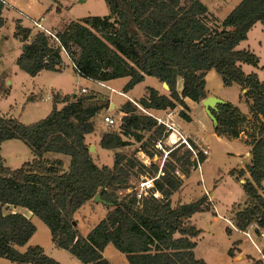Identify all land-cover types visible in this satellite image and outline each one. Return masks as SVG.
<instances>
[{
  "label": "trees",
  "instance_id": "1",
  "mask_svg": "<svg viewBox=\"0 0 264 264\" xmlns=\"http://www.w3.org/2000/svg\"><path fill=\"white\" fill-rule=\"evenodd\" d=\"M104 2L109 9L107 16L70 22L55 33L58 42L40 31L31 36V30L17 22L14 37L25 47L16 65L29 76L43 70L60 73L65 67L64 50L74 72L82 78L99 83L129 78L123 93L145 77H153L168 86L169 94L161 95L148 87L138 102L145 111L174 110L177 105L185 109V98L201 102L207 97L205 75L209 71H214L225 87L235 84L246 89L242 96L249 101L256 136L250 135V161L239 171L240 176L248 174L242 184L245 203L234 211L231 222L241 232L253 226L258 236L264 231V82L255 73L243 72L241 63L257 67L259 61L248 50L236 47L257 22L264 27V0H242L221 22L213 19L199 0ZM4 6L0 0V28L4 25ZM179 79L182 85L178 92ZM52 100L49 114L32 124L0 114V150L3 142L19 140L33 154L31 161L16 169L5 166L0 156V258L14 264H60L46 256L40 246L18 251L17 247H24L36 232L24 215L7 212L10 207H19L42 221L51 242L81 264H109L102 255L108 245L128 264H206L194 256L195 239L201 231L188 220L211 210L208 198L171 205L172 195L182 185L174 174L176 164L180 170L185 166L195 169V164L186 154L172 153L174 163L165 166L166 176L153 190L160 197L151 194L138 201L132 181L145 168L133 155L117 152L130 145L128 138L141 142L142 133L150 132L146 142L153 144L163 127L126 101L120 106V131L103 132L99 139L102 149L114 152L113 164L99 167L89 153L86 136L95 133L94 120L108 110V99L92 93L74 98L56 93ZM58 104L63 106L58 109ZM212 113L217 120L213 127L216 136H240V125L247 119L236 106L226 102ZM47 153L68 156V169L60 160L43 158ZM200 160H204L202 155ZM97 194L106 205L98 204L107 212L83 236L75 214ZM228 256L234 257L233 249ZM251 264H264V245L260 257Z\"/></svg>",
  "mask_w": 264,
  "mask_h": 264
},
{
  "label": "rangeland",
  "instance_id": "2",
  "mask_svg": "<svg viewBox=\"0 0 264 264\" xmlns=\"http://www.w3.org/2000/svg\"><path fill=\"white\" fill-rule=\"evenodd\" d=\"M5 1L7 5L4 6L2 11L4 25L0 28V79L2 82L0 88V114L16 118L23 124H32L42 120L51 111L53 100L43 101L41 98L51 95V89L60 90V94L63 96L73 97L74 94L82 95L80 90L85 88L87 92L83 93L84 95L92 93L102 100L106 98L109 106L113 104L114 107L110 111H102L95 118V133L86 136V143L89 147H94L93 152L90 154L97 166L111 167L114 152L102 149L98 142L103 132L120 131L119 127L122 118L120 106L122 102L126 101L120 95V92H122L121 81L108 84L110 88L115 89L112 92L110 88H107V85L103 87L77 75L69 65L60 73L43 70L36 76H29L16 65V59L23 52L24 45L14 37L17 22L23 27L29 28L32 36L39 31L33 26V21L40 18H42L41 24L43 28L56 33L62 31L70 22H81L87 17L107 16L109 9L104 0ZM236 49L248 50L257 57L259 61L257 67L246 63H241V67L244 73H255L258 75L259 80L264 82V70H261V67L264 66L263 25L257 22L247 34V38L240 42ZM61 55L62 59L67 60L64 54ZM215 75L216 78L208 80L210 92L224 103L230 102L238 107L247 120L241 123V134L238 138L218 137L214 134L213 123L207 114L200 112L198 115L197 112L193 111L194 123L190 125V128L194 131L192 133H194L195 137L198 138L200 146L206 145L209 147V155L201 164L200 172L187 166L182 167L180 170L179 164H176L182 185L172 195L171 205L172 207H177L182 204L195 202L206 196L211 205V210L209 212L196 213L188 220L192 226L201 231L200 235L195 239V258L203 260L206 264H247L246 261L232 262L228 256L233 240L237 237L241 238L243 240V248L251 256L257 257L258 253L254 249L256 248L254 245L256 244L261 249L264 245V239L260 235L257 236L255 230L251 229L248 231L250 235L249 242L244 236L230 230V222L234 211L241 208L245 203L242 184L248 178V174L245 173L240 176L239 171L245 169L249 163L250 135L256 136L255 127H257V124L249 114V101L241 95L239 86L234 84L230 87H225L220 77L217 74ZM8 81L11 83L8 84ZM32 89H34L33 95H35V98L33 101H31L32 98L27 100L26 96L31 94ZM163 89L167 92L166 88ZM244 90L243 94L246 93V89ZM4 91H7V94L3 95ZM138 109L143 112L140 108ZM182 111L183 109L180 110L178 108L175 112L176 117L174 116V121L172 119L175 125V121L182 119L180 116ZM106 115L113 117L117 122L116 127L109 128L104 124L103 118ZM142 134L143 140L141 142L128 138L127 141H129L130 145L122 150H117V152L137 157V153L140 150H150L152 143L146 141L151 133ZM13 142L15 143L14 147L3 144L1 150V155L7 160L6 166L10 169L18 168L20 161H28L32 156L30 149L23 142L19 140ZM142 144H144L143 147ZM15 155L20 157V161L14 162L11 160ZM47 155L49 159L56 157L67 158V156L57 153H47ZM152 172V169H145L140 176L133 179L134 188L138 187L142 176ZM262 187L264 189V182ZM91 211L87 207L76 213L78 229L83 236L104 217L103 214H105L106 209L99 205L98 209L94 210V213ZM32 223L36 227V232L31 240L33 246H40L45 249V255L60 264H80L69 252H61L56 246L48 248L52 243L49 229L36 217H33ZM104 255L111 264H128L125 257L111 245L106 247ZM4 261L7 264H13L7 260Z\"/></svg>",
  "mask_w": 264,
  "mask_h": 264
},
{
  "label": "crops",
  "instance_id": "3",
  "mask_svg": "<svg viewBox=\"0 0 264 264\" xmlns=\"http://www.w3.org/2000/svg\"><path fill=\"white\" fill-rule=\"evenodd\" d=\"M199 1H201L206 7H207V9H208V11H209V14H210V16L213 18V19H215V20H217V21H219V22H221V21H223L228 15H229V13L242 1V0H199ZM4 18V17H3ZM63 62H64V69L63 70H65L66 69V67L69 65L70 67H72L71 66V64H70V62L68 61V60H64L63 59ZM66 63V64H65ZM73 69V68H72ZM216 73L214 72V71H209V72H207L206 73V75H205V91H206V93H207V96H214V97H216L213 93H211L210 92V90L208 89V80L209 79H214V78H216L215 75ZM118 81H121V91L122 92H120L121 93V96L122 97H124L125 99H126V101H129V102H131V103H133L134 105H136L137 107L139 106L138 105V102H139V100L141 99V98H143L145 95H146V89L148 88V87H150V88H153V89H155L157 92H159L161 95H166V96H168V94H169V92H168V89H167V92L166 91H164V89L163 88H165L164 86H163V83H160L157 79H155V78H153V77H145L144 78V80L141 82V83H139V84H137L136 86H134L133 87V89L132 90H130V91H128V92H126V93H123V87L127 84V82L129 81V78H127V77H125V78H120V79H115V80H111V81H108V82H105L104 83V85H107V88H110L109 86H108V84H110V83H116V82H118ZM11 82L10 81H8V84H10ZM98 84V83H97ZM181 85H182V82H181V80L179 79L178 80V82H177V91L179 92L180 90H181ZM240 88V87H239ZM110 89H112L113 91H115V89H113V88H110ZM33 90L34 89H32V91H31V94H29V95H27L26 96V99L28 100L29 98H32V100L31 101H33V99L35 98L34 96L35 95H33ZM244 91L245 90H242L241 88H240V93H241V95L244 93ZM51 96L53 97V95L54 94H56V93H58V94H60V90L59 91H57V90H54V89H51ZM61 96H63L62 94H60ZM240 95V96H241ZM47 96V95H46ZM45 96V97H46ZM241 99V98H240ZM126 101H124V102H122L121 103V105H123ZM184 103H185V105H186V108L185 109H183L181 106H178V107H176L174 110H173V115H172V119L174 118V116L176 117V114H175V112L178 110V108H180V110L181 109H183V113H184V115L186 116V117H188V119L187 118H185L184 116H182L181 114H180V116H181V118L183 119H180L179 121H175V123H176V125L183 131V132H185L187 135H189V136H191V137H194V138H196V139H198L197 137H195V135H194V133H192V132H194L191 128H190V125H192L193 123H194V117H193V111L194 112H197V114L199 115V113L200 112H202V113H204L205 114V111H204V109H203V106L201 105V102H199V103H196V102H193V101H191L190 99H188V98H185L184 100ZM230 103V102H229ZM233 105V104H232ZM63 106V104H58L57 105V108L58 109H60L61 107ZM234 106V105H233ZM238 108V107H237ZM239 109V108H238ZM240 110V109H239ZM241 111V110H240ZM150 113H152L154 116H157V117H159L160 115H164V114H166L168 111H157V110H151V111H149ZM242 112V111H241ZM49 114V113H48ZM242 114H244L243 112H242ZM185 119V120H184ZM173 121H174V119H173ZM13 141H15V140H8V141H5V142H3L2 144H1V150H2V146H3V144H7L9 147H14L15 146V143L13 142ZM98 144H99V142H98ZM1 150H0V156H1V158H2V160H3V162H4V165L6 166V164H7V160L1 155ZM250 150V149H249ZM20 157H17V155H15V156H13L12 158H11V160L12 161H14V162H18V161H20V159H19ZM43 158H45V159H49L48 158V155L47 154H44L43 155ZM33 159V154H32V156L30 157V160H28V161H31ZM49 160H51V161H53V160H60V161H62V163H63V165H64V169L65 170H67L68 169V166H69V162H70V158L67 156V158L65 159V158H62V157H56V158H52V159H49ZM28 161H25V162H28ZM250 161V154H249V159H248V162ZM20 164H19V166L20 165H22L23 163H24V161H20L19 162ZM18 166V167H19ZM8 167V166H7ZM102 206L101 204H95V203H92V202H90V203H87L85 206H83L80 210H82V209H84V208H89L90 210H92L91 212H93L94 213V210L95 209H98V206ZM103 207V206H102ZM79 210V211H80ZM18 212V213H20V214H22V215H24L26 218H28L31 222H33V217L34 216H32L31 215V213L29 212V211H27L26 209H23V208H19V207H16V208H14V207H10L8 210H7V212ZM78 211V212H79ZM107 212V211H106ZM106 212H105V214H103L104 216L106 215ZM103 218V217H102ZM101 218V219H102ZM75 219H76V214H75ZM76 221H77V223H78V220L76 219ZM77 227H78V224H77ZM93 228V227H92ZM92 228H90V229H92ZM251 229H254V227L253 226H251V227H249L248 228V230L246 231V232H241V231H238L234 226H233V224L230 222V230L232 231V232H234V233H237V234H240V235H242V236H244L245 238H246V240H248L249 241V238L245 235V233H248L249 234V230H251ZM88 232H89V230H88ZM87 232V233H88ZM86 233V234H87ZM85 234V235H86ZM84 235V236H85ZM250 236V235H249ZM31 240H32V237H31V239L28 241V243L24 246V247H17V249H18V251H20V252H24L26 249H27V247H29V246H33L32 244H31ZM250 242V241H249ZM255 244V243H254ZM52 246H55L53 243H51L49 246H48V248H51ZM255 246H256V248H254V249H256L257 250V253H258V256L256 257H253V256H251V254H249V252H247L244 248H243V240L241 239V238H239V237H237V238H235L234 240H233V242H232V248L231 249H233V254H234V257L233 258H231V261L232 262H242V261H246L247 262V264H251V262H252V260H254V259H258L259 257H260V254H261V249H259L258 248V246L255 244ZM60 249V248H59ZM44 250V252H45V249H43ZM61 250V252L63 251V252H67V251H65V250H63V249H60ZM105 251V250H104ZM103 258L104 259H106L107 261H108V263L109 264H111V262L106 258V256L104 255V252H103ZM73 258H75L74 256H72ZM76 259V258H75ZM5 260V259H4ZM2 258L0 259V264H7L6 263V261H4ZM77 260V259H76ZM78 261V260H77ZM79 262V261H78ZM80 263V262H79ZM14 264V263H13ZM81 264V263H80Z\"/></svg>",
  "mask_w": 264,
  "mask_h": 264
},
{
  "label": "built area",
  "instance_id": "4",
  "mask_svg": "<svg viewBox=\"0 0 264 264\" xmlns=\"http://www.w3.org/2000/svg\"><path fill=\"white\" fill-rule=\"evenodd\" d=\"M2 3L6 6L7 3L5 0H2ZM42 18L39 20L33 21V26L37 28L39 31L45 33L55 42L57 41L55 33L48 31L43 28L41 24ZM61 54H64L65 58L69 61L64 50ZM62 56V55H61ZM63 58V57H62ZM70 62V61H69ZM72 66V65H71ZM73 68V66H72ZM92 81V80H91ZM94 82V81H93ZM98 83L100 86H105L104 83ZM81 93H86L87 90L82 88ZM113 92V90L111 89ZM121 95V93H120ZM52 96L47 95L41 100H51ZM146 115L152 117L157 125L163 127V132L160 138H158L153 144L152 148L148 151L140 150L137 153L136 160L145 168L152 169V173L142 176L141 180L138 184V187H135L133 192L138 201L150 196L151 194L155 198L160 197V193L153 191L155 188V183L160 181L162 178L166 176L165 166L168 163H174L172 159V153L176 152V155L182 156L187 155L189 157V161L195 164V169L200 172L201 164L205 161L206 157L209 155V147L208 146H200L199 140L187 135L183 132L178 126H176L172 121L173 110H168L166 114L163 116H154L149 111L143 110L140 106H138ZM104 124L109 128H114L117 126V122L113 119V117L106 115L103 118ZM204 157V160H200V156ZM154 168H156L154 170ZM174 174L179 175L178 169L174 171ZM245 235L250 239L248 233ZM260 237L264 239V231H260ZM255 246V245H254ZM256 247V246H255Z\"/></svg>",
  "mask_w": 264,
  "mask_h": 264
},
{
  "label": "water",
  "instance_id": "5",
  "mask_svg": "<svg viewBox=\"0 0 264 264\" xmlns=\"http://www.w3.org/2000/svg\"><path fill=\"white\" fill-rule=\"evenodd\" d=\"M23 49H24V46H23ZM163 86L166 89H168V86L165 83H163ZM75 96L76 95L74 94L73 98ZM223 104H224V102L221 99H219L217 97H214V96H207L205 99H203L201 101V105L203 106V109H204L205 113L207 114V116L209 117V119L212 121L213 127L217 125V120H216V118H215V116L213 115L212 112L217 111V106L218 105H223ZM113 107H114V105L110 104L108 110L110 111L111 109H113ZM93 150H94V147L90 146L89 147V153H92ZM92 201H93V203H101L102 205H106V203L100 199L99 194H97L93 198Z\"/></svg>",
  "mask_w": 264,
  "mask_h": 264
}]
</instances>
